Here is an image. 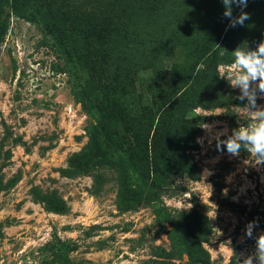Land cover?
I'll use <instances>...</instances> for the list:
<instances>
[{"label":"rangeland","instance_id":"1","mask_svg":"<svg viewBox=\"0 0 264 264\" xmlns=\"http://www.w3.org/2000/svg\"><path fill=\"white\" fill-rule=\"evenodd\" d=\"M223 10L0 0V264H258L264 163L216 143L249 123L232 52L264 0Z\"/></svg>","mask_w":264,"mask_h":264},{"label":"clouds","instance_id":"2","mask_svg":"<svg viewBox=\"0 0 264 264\" xmlns=\"http://www.w3.org/2000/svg\"><path fill=\"white\" fill-rule=\"evenodd\" d=\"M221 3L223 16L228 18L229 27L243 26L249 19L248 14L242 11L247 6V0H221ZM232 6L241 9L236 17L232 16ZM232 54L235 71L230 84L239 89L238 99L246 101L240 109L242 114H247L249 123L233 130L227 139L218 140L216 149L226 151L234 157L244 151L249 155L251 163L261 164L264 163V107L257 106L256 100L257 93L264 96V42L259 43L254 50H249L245 45L239 46ZM253 82H256L254 86ZM253 227L255 222L246 225L247 236L252 235ZM260 238L257 239V262L264 264V240ZM243 264H253L252 258H246Z\"/></svg>","mask_w":264,"mask_h":264}]
</instances>
